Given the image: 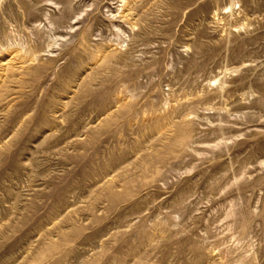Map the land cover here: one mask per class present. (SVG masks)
Here are the masks:
<instances>
[{
  "label": "rangeland",
  "instance_id": "374dc122",
  "mask_svg": "<svg viewBox=\"0 0 264 264\" xmlns=\"http://www.w3.org/2000/svg\"><path fill=\"white\" fill-rule=\"evenodd\" d=\"M0 264H264V0H0Z\"/></svg>",
  "mask_w": 264,
  "mask_h": 264
}]
</instances>
